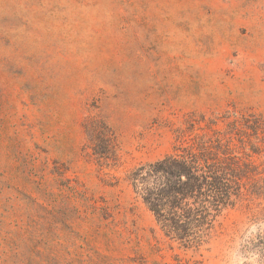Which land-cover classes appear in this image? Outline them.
Segmentation results:
<instances>
[{
	"label": "rangeland",
	"instance_id": "rangeland-1",
	"mask_svg": "<svg viewBox=\"0 0 264 264\" xmlns=\"http://www.w3.org/2000/svg\"><path fill=\"white\" fill-rule=\"evenodd\" d=\"M202 135L242 195L184 249L128 176ZM263 177L264 0H0V264H264Z\"/></svg>",
	"mask_w": 264,
	"mask_h": 264
},
{
	"label": "trees",
	"instance_id": "trees-1",
	"mask_svg": "<svg viewBox=\"0 0 264 264\" xmlns=\"http://www.w3.org/2000/svg\"><path fill=\"white\" fill-rule=\"evenodd\" d=\"M90 138L94 156L114 160L113 135L104 125ZM240 172L228 142L202 135L137 167L128 181L165 237L184 249L198 250L208 243L221 212L241 197ZM259 181L263 185L251 191L258 199L264 198V177Z\"/></svg>",
	"mask_w": 264,
	"mask_h": 264
}]
</instances>
